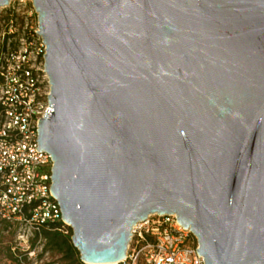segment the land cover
<instances>
[{
    "label": "water",
    "instance_id": "95a60500",
    "mask_svg": "<svg viewBox=\"0 0 264 264\" xmlns=\"http://www.w3.org/2000/svg\"><path fill=\"white\" fill-rule=\"evenodd\" d=\"M12 0H0V7ZM38 151L86 264L176 214L206 264H264V0H32Z\"/></svg>",
    "mask_w": 264,
    "mask_h": 264
},
{
    "label": "built area",
    "instance_id": "2783aa9c",
    "mask_svg": "<svg viewBox=\"0 0 264 264\" xmlns=\"http://www.w3.org/2000/svg\"><path fill=\"white\" fill-rule=\"evenodd\" d=\"M0 32V217L13 224L23 264H64L51 258L41 228L62 221L51 192L52 155L39 146V120L49 109L47 45L32 0L3 6ZM198 237L176 214L154 213L133 226L123 264H206Z\"/></svg>",
    "mask_w": 264,
    "mask_h": 264
},
{
    "label": "trees",
    "instance_id": "16d2710c",
    "mask_svg": "<svg viewBox=\"0 0 264 264\" xmlns=\"http://www.w3.org/2000/svg\"><path fill=\"white\" fill-rule=\"evenodd\" d=\"M3 220L14 229L12 223L6 219ZM63 224L64 223L62 221H59L51 224L50 226H44L41 228V233L47 239L46 248L60 254V259L64 260V264H86L81 260L80 253L72 242V228L68 226V232H64V230L61 229ZM14 253L17 264H23L17 256V250Z\"/></svg>",
    "mask_w": 264,
    "mask_h": 264
},
{
    "label": "rangeland",
    "instance_id": "374dc122",
    "mask_svg": "<svg viewBox=\"0 0 264 264\" xmlns=\"http://www.w3.org/2000/svg\"><path fill=\"white\" fill-rule=\"evenodd\" d=\"M3 13L4 10L0 7V32L4 23ZM15 244V230L0 217V264H17L14 253L16 251L14 250ZM50 255L53 259L61 258L60 254L53 251H51ZM62 261L64 262V260Z\"/></svg>",
    "mask_w": 264,
    "mask_h": 264
},
{
    "label": "bare ground",
    "instance_id": "6f19581e",
    "mask_svg": "<svg viewBox=\"0 0 264 264\" xmlns=\"http://www.w3.org/2000/svg\"><path fill=\"white\" fill-rule=\"evenodd\" d=\"M113 264H116V263H113Z\"/></svg>",
    "mask_w": 264,
    "mask_h": 264
}]
</instances>
